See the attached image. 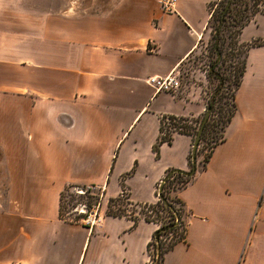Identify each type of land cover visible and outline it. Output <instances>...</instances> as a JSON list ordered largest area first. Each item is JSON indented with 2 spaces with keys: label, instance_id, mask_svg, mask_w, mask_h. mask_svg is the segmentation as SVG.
I'll return each mask as SVG.
<instances>
[{
  "label": "crops",
  "instance_id": "obj_1",
  "mask_svg": "<svg viewBox=\"0 0 264 264\" xmlns=\"http://www.w3.org/2000/svg\"><path fill=\"white\" fill-rule=\"evenodd\" d=\"M161 1L71 14L0 0V264L151 263L155 223L104 209L97 226L72 223L59 204L67 185L94 186L106 201L124 185L132 203L155 204L168 170H190L191 136L175 134L159 158L153 147L163 116L199 118L206 102L148 81L177 74L221 0H176L171 11ZM238 39L264 42V11ZM236 104L206 170L179 192L186 240L163 264H264V44L248 52Z\"/></svg>",
  "mask_w": 264,
  "mask_h": 264
},
{
  "label": "trees",
  "instance_id": "obj_2",
  "mask_svg": "<svg viewBox=\"0 0 264 264\" xmlns=\"http://www.w3.org/2000/svg\"><path fill=\"white\" fill-rule=\"evenodd\" d=\"M218 5L220 6L218 13V24L215 28V37L213 39V51L217 55L216 62L211 63L208 69V78L215 79L217 83V90L211 98L207 101V109L211 108L210 116L204 126L203 132L201 134L198 148L196 151V171L193 176H187V172L170 169L166 172L165 177L158 188V203L156 204H134L130 201V195L123 185V190L120 196L117 198L109 199L107 215L112 217L119 218H128L135 221L137 223L139 216L133 212V210H128L127 208H140L146 209L147 212L165 213L168 218V222L164 223L160 226V228L155 232L152 241L148 245V253L151 258V264H163L165 255L172 251L175 246L186 240L187 228L185 217L187 213H185L186 209L184 207V203L179 199L178 194L174 197V200L169 199L170 192L167 191L169 185L178 184L175 187L176 192H179L186 188L194 179L197 172H202L206 170L207 165L214 154V150L216 147L225 139L226 129L230 125L233 117L237 112V104H236V93L241 86L242 79L246 70V62L247 55L249 50L254 46L263 45L264 42H253L251 44H243L244 57L243 61L237 67L236 72H234L231 77L233 78V91L230 96V103H228L229 108L226 110L227 113H223L225 110L220 107L219 113L221 114L219 120H214L216 116V104L217 100H221L224 95H222V91L225 89V77L219 73V62L221 61V44L223 40L222 32L226 26V18L227 16L236 13L233 20V27L236 28L237 32L235 38L237 39V43H239V35L242 29L252 20V18L260 12L262 6H264V0H221ZM241 6V9H240ZM238 8V9H236ZM223 63V62H222ZM205 115V114H204ZM204 115L199 118H191V117H176V116H163L160 119V129L159 136L157 141L153 147V151L156 155V158L160 157V147L163 144L171 145L173 142V138L175 134H184L192 137L193 147L191 153L189 155V168L190 171L193 170V150L194 144L203 121ZM205 152V153H204ZM203 154V155H202ZM201 156L203 158H201ZM132 172L128 173L125 177L131 175ZM92 187H81L77 185H67L60 194V204H59V216L61 219L72 222V223H80L81 219L85 215H79L74 219L65 218V197L69 193L72 200H76L78 198L82 199L83 196L87 198L86 206L88 208H92V205H95L96 198L93 196ZM77 189L85 190V195H79L75 193ZM78 197L75 198V195ZM95 194V193H94ZM178 205L179 207H177ZM68 212V210L66 211ZM131 212V213H129ZM134 213V214H133ZM143 215V213H140ZM143 220L146 222L154 223L152 216L145 214ZM171 236V239L168 243L166 240Z\"/></svg>",
  "mask_w": 264,
  "mask_h": 264
},
{
  "label": "rangeland",
  "instance_id": "obj_3",
  "mask_svg": "<svg viewBox=\"0 0 264 264\" xmlns=\"http://www.w3.org/2000/svg\"><path fill=\"white\" fill-rule=\"evenodd\" d=\"M119 1L120 0H25L24 6L47 13H106L115 8ZM219 9L220 6L218 4L212 7L210 12V22L204 39L198 46L196 52L188 60H186V62H184V64L178 69L177 74L174 75L180 83L179 89L175 91L177 98H184L186 91L188 90H197L200 92L201 96L206 102V111L207 101L211 98L213 92L215 94L218 83L215 79L208 78V69L210 64L213 62L215 63L217 59V55L213 51V39L215 37V28L218 24ZM260 11H264V6L261 7ZM234 16H236V13L227 16L226 26L222 32L221 37V39L223 40L221 44L222 59L219 62V68L217 69H219V73L225 77V89L221 92L224 97H222L221 100H217L215 114L216 116L214 117V120L220 119V107L225 110L223 113H227L226 110L229 108L228 103H230L231 101L230 96L233 91V78L231 77V79H229L228 77L236 72L237 67L243 61L244 57L243 44L239 45L237 43V39L235 38L237 30L233 27ZM206 111L204 112V114L206 113ZM204 114H202V116ZM201 158L203 157L201 156ZM7 185L8 178L5 176V168L3 167V154L0 149V213L3 212L7 206ZM177 186V183H175V185L168 186L167 191L170 192L169 199L174 200V197L177 194L179 197V192H181L182 190L176 192L175 187ZM95 189L92 188V191L95 193H93V196L95 195L94 197L96 198L94 202L95 205H92V207L96 206L99 213L103 212L104 209L105 214L107 215L109 199L106 201L103 194L97 188ZM74 192L77 193L76 191ZM76 197H78L77 194L75 195V198ZM64 200L66 206L64 211L66 213L65 218L69 219H74L79 216L78 213L81 209L80 205L87 204L86 196H83L82 199L78 198L76 200H72L69 193L66 195ZM158 201L156 203H158ZM176 206L179 207L178 205ZM127 209L129 211L133 210V212L137 214V217L139 216V219L141 220H143L145 214L151 215L154 223L158 226V229L162 224L168 222V218L166 217L165 213L162 212L146 213V209L134 207H128ZM67 210L68 212H66ZM141 212L143 213V215L140 214ZM170 239L171 236L168 237L166 243H168Z\"/></svg>",
  "mask_w": 264,
  "mask_h": 264
},
{
  "label": "built area",
  "instance_id": "obj_4",
  "mask_svg": "<svg viewBox=\"0 0 264 264\" xmlns=\"http://www.w3.org/2000/svg\"><path fill=\"white\" fill-rule=\"evenodd\" d=\"M176 0H162L161 5L164 10L171 11L174 7ZM149 84L156 90V92L164 91V92H175L179 89L180 83L179 80L175 76H171L168 79L161 80L157 78H150ZM77 194L85 195V190L77 189ZM79 215H85L81 221L90 226H97L101 222V215L96 206L92 208H88L85 204L80 205Z\"/></svg>",
  "mask_w": 264,
  "mask_h": 264
},
{
  "label": "water",
  "instance_id": "obj_5",
  "mask_svg": "<svg viewBox=\"0 0 264 264\" xmlns=\"http://www.w3.org/2000/svg\"><path fill=\"white\" fill-rule=\"evenodd\" d=\"M210 113H211V108H208L205 115H204L203 121L201 123L200 129H199V132H198L195 144H194V150H193V166L194 167H193L192 171L186 173L187 176H193L195 174V171H196V151L198 148V143H199L201 134H202L204 126H205V124H206V122L210 116Z\"/></svg>",
  "mask_w": 264,
  "mask_h": 264
}]
</instances>
